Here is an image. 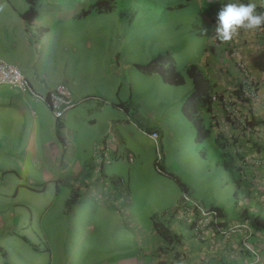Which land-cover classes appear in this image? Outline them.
Instances as JSON below:
<instances>
[{"label": "crops", "instance_id": "1", "mask_svg": "<svg viewBox=\"0 0 264 264\" xmlns=\"http://www.w3.org/2000/svg\"><path fill=\"white\" fill-rule=\"evenodd\" d=\"M242 2L248 3L249 0ZM251 2L256 4L258 12H264V0ZM85 5H90V2L36 0L37 12L29 23L21 18L27 8L25 0H19L18 4L2 3L0 0V59L15 64L30 88L22 92L0 84V165L3 168L6 165L34 167L40 173L35 177H26L31 187L29 191L50 194L39 207L30 205L26 209L29 227L33 218L41 214L40 219L44 220L40 227L42 234L34 236L35 242L30 241L22 232L16 231L19 233L16 237L28 245H42L38 248L32 244V249L45 252L52 242L56 244L60 241L58 234L62 235V229L58 221L59 214L66 219L63 239H67V233H75L74 221L78 218H94L96 221L101 217H111L116 223V233L129 239L134 250L129 253V260L127 254L114 257L113 253H109L103 254V261H116L118 264H177V256L181 255L184 264H264V229L251 227L244 214H240L243 209L254 214L259 210L264 212V27L257 30L241 29L227 43L214 38L220 48L211 47L208 52L212 56L219 52L221 60L209 62V56L205 54L203 65L206 75L208 78L209 75L213 76V80H209L215 85L214 91L221 95L222 103L237 104L242 113L248 118L253 117L256 123L240 131V128L225 122L218 102L213 105L209 114L211 134L214 137L218 132H223L233 142L227 148L232 153V163L240 167L238 179L242 192L237 193V197L243 195L242 203L246 206L233 217L224 214L218 222L223 226L209 225L195 232L178 210L169 214V210L181 201L177 199L174 203L175 194L168 182L156 179L140 190V187L130 182L128 175L123 179L115 174H106L104 161L95 160L93 145L101 136L96 135L91 127H84L86 125L81 118L83 107L80 103L85 97L80 92H74L73 86L88 82V72L96 64L105 71L114 68V64L108 60L109 52L106 56L100 52L103 42L96 35V22L81 21L85 16L101 12L90 10L84 16H76L81 9H85ZM212 35L214 37V30ZM242 67L247 73L246 81L254 87V91L249 100L237 101L239 95L233 91L238 89L243 79ZM150 74L159 78L155 73ZM61 83L69 91L75 106L66 110L60 119H56L45 95ZM114 105L120 108L117 103ZM128 110L126 108V111H122L127 115L128 122H134ZM88 122L91 124L94 119ZM134 124L136 128L130 127V131L139 133L141 125L137 122ZM144 132L149 133L150 130ZM104 137L116 139L113 134L111 137L103 135L100 139ZM85 143L87 146H84ZM111 152L128 163L140 162V151L135 147L130 146V149L124 148L118 152L116 144L115 151L108 150V160ZM125 152L133 154L132 161L124 157ZM235 152L240 157L234 156ZM74 193L76 200L67 206V201ZM144 196L152 199L155 196L158 210L165 209L162 212L166 216L164 223L179 236L178 243L174 244L176 256L173 251L165 250L171 245L156 233L152 215L150 226L146 229L141 225L138 214L135 215L137 206L142 208L139 201L153 204ZM252 203H257V206ZM233 225L238 226L227 234L221 233L222 229ZM24 226L20 230H26ZM100 230L95 229L88 220L85 231L91 234L86 243L89 244ZM133 233L138 236L133 237ZM89 249L94 255L102 254L99 248Z\"/></svg>", "mask_w": 264, "mask_h": 264}, {"label": "rangeland", "instance_id": "2", "mask_svg": "<svg viewBox=\"0 0 264 264\" xmlns=\"http://www.w3.org/2000/svg\"><path fill=\"white\" fill-rule=\"evenodd\" d=\"M88 1L91 5L96 0ZM6 2L18 4L19 0H2V3ZM220 2L109 0L108 3L112 6L109 11L85 16L81 21L96 22V35L103 42L100 52L105 56L110 53L108 60L114 64V68L105 71L96 64L88 72V82L74 84L73 88L74 92H80L85 97L80 103L85 128L91 127L101 137H111L113 134L117 140L118 152H122L124 148L130 149V146L140 151L139 163H128L111 152L110 159L104 165L106 174H115L123 179L128 175L130 182L140 187V190L148 186L149 182L163 179L173 188L174 203L178 199L190 206L197 203L205 209L218 207L226 216L233 217L246 206L242 203L243 195L233 196L235 190L239 194L242 192L240 186L236 188L233 181V178L238 177V172L228 173L223 168L219 162L220 150L218 151L212 134L199 143L195 142L196 132L180 111L182 102L191 90L185 67L194 64L206 75L203 65L205 54L209 56V62L221 60L219 52L216 56L208 52L211 47L220 48L212 35ZM88 6L85 5V8ZM201 29L208 31L205 33ZM166 51L171 54L174 68L183 74L184 82L181 85L163 84L156 75L140 73L133 65L136 62H146L157 53L164 54ZM209 78L213 80L212 75ZM118 102L126 104L128 114L134 122H128L127 115L114 105ZM199 115L205 126L211 123L208 113L200 112ZM92 119L94 122L90 124L88 120ZM136 122L141 125V129L155 131L156 138L153 139L141 129H138L139 133L130 131V127L136 128ZM210 130L212 131V127ZM223 158L225 161L229 160V156L223 155ZM155 164L163 174L156 169ZM39 173V170L28 165H6L4 168L0 165V264H118L116 261H103V254L109 253H113L114 257L127 254V260L130 259L129 253L134 250L130 246L131 241L116 233V223L111 217L98 218V223L94 218H78L74 221V227L77 228H73L75 233L69 232L66 234L67 239H63L66 219L59 214L58 221L62 229V235L58 234L60 241L56 244L52 242L45 252L42 249H32L33 246L41 248L42 245H28L17 238L16 234L19 233L16 231L24 233L32 242H35V235L42 234L40 227L44 220L40 219L41 214L38 213L33 218L29 227L26 212L30 205L39 207L50 196L49 192L42 194L29 191L31 187L28 186L26 177H35ZM166 174L177 176L184 183L191 199ZM144 199L153 202L139 201L142 208L136 205L135 215L138 214L144 229L150 226L151 215L156 220L165 221V216H161L165 209L158 210L159 205L154 202L157 201L156 197L152 199L144 196ZM252 204L257 206V203ZM257 214L264 218L263 211L259 210ZM88 220L95 229H101L89 244L86 240L91 232L85 231ZM23 226L27 229L20 230ZM132 236L138 235L133 233ZM141 236L147 235L139 237ZM89 248H99L102 254L94 255Z\"/></svg>", "mask_w": 264, "mask_h": 264}, {"label": "trees", "instance_id": "3", "mask_svg": "<svg viewBox=\"0 0 264 264\" xmlns=\"http://www.w3.org/2000/svg\"><path fill=\"white\" fill-rule=\"evenodd\" d=\"M27 2L26 10L21 14V18L26 22H31V20L36 15V0H25ZM109 1V0H108ZM106 0H96L94 3L86 7L85 9H81L77 13V17H81L86 15L90 10H95L97 12H107L111 9V5ZM263 28V27H262ZM41 32V31H40ZM39 33L36 34L38 36ZM136 70L143 74H150L155 73L159 76L162 82L171 85V86H178L183 84L184 77L179 71H177L172 62V57L169 52H165L164 54L157 53L156 55L152 56L146 62H139L133 64ZM185 75L190 80L191 90L190 93L185 97L184 101L182 102L180 111L181 114L191 123L193 126L196 136L195 142L199 143L204 139H207L211 135L210 125L205 126L202 122V119L199 115L200 112H205L210 114L213 105L215 102H218L222 108L223 118L225 122L231 124L233 127L240 128V131L247 130V128H251L255 123L256 120L253 117L248 118L245 125H241L238 121L231 119L223 109L222 97L220 94L214 91L215 85L211 82L206 75H204L199 68L194 64H189L185 67ZM234 94L239 95V88L235 89ZM215 94V100L211 99V96ZM117 106L122 108L123 111H126V104L119 102ZM258 122V120H257ZM145 130H149L145 128ZM213 140L215 145L219 151L220 159L219 162L223 166V168L228 172H238L240 173V167L238 168L237 165L232 163V153H230V148H227L229 145L233 144L228 137L223 135V132H218L214 137ZM232 151V149H231ZM223 155L229 156V160L225 161ZM234 156L240 157L237 152L234 153ZM156 169L163 174V171L156 166ZM169 178H171L177 186L180 188L183 194H187V189L184 183L174 174H166ZM239 177L233 178L234 184L236 188L240 186ZM233 196L237 197V191L233 192ZM76 200V194H72L70 199L67 201L66 205L69 206L72 201ZM174 207H177L176 205ZM171 208L174 210L175 208ZM212 210L216 211L219 217H223L224 213L218 207H211ZM195 213V212H194ZM165 213H161L162 218L164 217ZM240 214H244L243 216L248 221L249 225L253 228L257 229H264V218L258 214H254L251 212H247V209H243ZM166 217V216H165ZM153 219V227L158 234L159 237L162 238L167 244H170V247L165 248V250L173 251L174 255L176 256L177 251L175 250L174 244H177L179 241V236L173 233L169 227L164 223L165 221L156 220L155 216H152ZM218 227L223 226L222 223H210V226ZM178 257V256H177ZM176 258V257H175Z\"/></svg>", "mask_w": 264, "mask_h": 264}, {"label": "built area", "instance_id": "4", "mask_svg": "<svg viewBox=\"0 0 264 264\" xmlns=\"http://www.w3.org/2000/svg\"><path fill=\"white\" fill-rule=\"evenodd\" d=\"M243 79L241 84H239V97L238 100H249L253 96L254 87L247 83L246 77L247 73L242 67ZM0 84H6L12 86L19 91L30 90L26 79L15 64H11L0 59ZM212 100H215V94L211 96ZM45 100L52 112V115L56 119H60L63 113L75 106V102L71 99L69 91L66 89L64 84H58L54 89L47 91L45 95ZM224 112L231 118L238 121L239 124L245 125L248 121L246 117L237 104L226 102L223 103ZM149 135L156 138L157 134L155 131H150ZM116 139H108L106 137L96 141L93 145V153L95 160L98 162L104 161L108 162L107 152L108 150H116ZM124 157L128 161H132L133 154L131 152H125ZM174 207V210H169L172 214L175 211H179L182 218L186 221L188 225L198 232L203 228L210 225V223H217L221 220L218 213L211 208L205 209L202 206H199L197 203H194V206H190L184 202H179V204ZM195 212V213H194ZM168 214V215H169ZM238 225L230 226L227 229H222V234H227L233 231ZM177 264H184L181 255L177 257Z\"/></svg>", "mask_w": 264, "mask_h": 264}, {"label": "clouds", "instance_id": "5", "mask_svg": "<svg viewBox=\"0 0 264 264\" xmlns=\"http://www.w3.org/2000/svg\"><path fill=\"white\" fill-rule=\"evenodd\" d=\"M209 3L220 0H208ZM214 23V38L220 42H230L243 30H257L264 27V12H258L255 3L242 0H225L220 2ZM207 32L208 29H201Z\"/></svg>", "mask_w": 264, "mask_h": 264}]
</instances>
